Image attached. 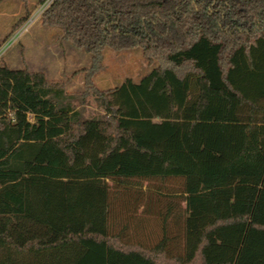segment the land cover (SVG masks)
<instances>
[{
	"label": "trees",
	"instance_id": "obj_1",
	"mask_svg": "<svg viewBox=\"0 0 264 264\" xmlns=\"http://www.w3.org/2000/svg\"><path fill=\"white\" fill-rule=\"evenodd\" d=\"M47 2L92 69L134 49L152 68L85 119L0 66V264H264V0Z\"/></svg>",
	"mask_w": 264,
	"mask_h": 264
},
{
	"label": "rangeland",
	"instance_id": "obj_2",
	"mask_svg": "<svg viewBox=\"0 0 264 264\" xmlns=\"http://www.w3.org/2000/svg\"><path fill=\"white\" fill-rule=\"evenodd\" d=\"M47 4L34 6V0H0V66L40 73L46 81L61 85L73 106L85 119L102 115L95 100V90H107L125 80L138 82L152 68L140 49L105 50L97 69H92L91 56L74 48L55 27L44 25L42 13ZM29 13L24 23L20 18ZM32 122V118L28 117ZM141 188H177L174 182L139 183ZM183 207V205L181 206ZM140 216L139 211L136 213Z\"/></svg>",
	"mask_w": 264,
	"mask_h": 264
},
{
	"label": "crops",
	"instance_id": "obj_3",
	"mask_svg": "<svg viewBox=\"0 0 264 264\" xmlns=\"http://www.w3.org/2000/svg\"><path fill=\"white\" fill-rule=\"evenodd\" d=\"M139 192H143L144 193V192H147V190L142 188V189L139 190ZM141 210H142V208L138 209L139 213L141 212Z\"/></svg>",
	"mask_w": 264,
	"mask_h": 264
},
{
	"label": "built area",
	"instance_id": "obj_4",
	"mask_svg": "<svg viewBox=\"0 0 264 264\" xmlns=\"http://www.w3.org/2000/svg\"><path fill=\"white\" fill-rule=\"evenodd\" d=\"M50 2V1H49ZM49 2H47L46 4L48 5L49 4Z\"/></svg>",
	"mask_w": 264,
	"mask_h": 264
}]
</instances>
